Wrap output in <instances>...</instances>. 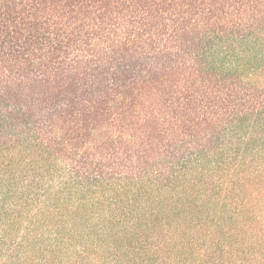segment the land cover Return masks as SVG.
<instances>
[{
	"label": "trees",
	"instance_id": "obj_1",
	"mask_svg": "<svg viewBox=\"0 0 264 264\" xmlns=\"http://www.w3.org/2000/svg\"><path fill=\"white\" fill-rule=\"evenodd\" d=\"M0 264H264V0H0Z\"/></svg>",
	"mask_w": 264,
	"mask_h": 264
}]
</instances>
